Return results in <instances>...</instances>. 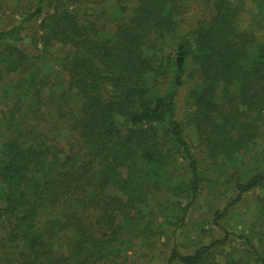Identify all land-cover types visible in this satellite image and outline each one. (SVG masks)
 <instances>
[{"label": "trees", "instance_id": "trees-1", "mask_svg": "<svg viewBox=\"0 0 264 264\" xmlns=\"http://www.w3.org/2000/svg\"><path fill=\"white\" fill-rule=\"evenodd\" d=\"M7 9L0 259L123 264L134 239L175 235L202 186L228 174L234 195L211 215L223 235L172 246L161 264H264V231L225 222L264 192V0H0ZM253 217L263 228L264 203Z\"/></svg>", "mask_w": 264, "mask_h": 264}, {"label": "rangeland", "instance_id": "rangeland-1", "mask_svg": "<svg viewBox=\"0 0 264 264\" xmlns=\"http://www.w3.org/2000/svg\"><path fill=\"white\" fill-rule=\"evenodd\" d=\"M15 13L16 12H13L11 9L0 10V22L6 16H15ZM183 94L184 92L182 91L180 93V98L183 97ZM179 105V110H181V100ZM185 131L189 142L193 147L195 145L194 130L187 127ZM60 139L61 138L58 137V140ZM258 148H262V145L260 144ZM209 176L210 178H215L216 174L215 172H210ZM228 176V174L220 175V179H218L219 183L214 184V187H211L209 182L202 186L196 203H194L193 207L189 210L184 226L176 231V237H174V234L172 235V227L166 238L163 236H161V238H159V236L153 237L149 247H146L143 244L140 245V241L134 239L133 241L136 242V247L133 246L129 249L125 258L126 262L123 264H143L150 259L155 263L161 264L164 263L172 246H176L181 253H190L200 244L210 242L216 237L220 238L223 233L212 224L211 215L213 211L212 209L222 208L234 195L232 192L233 190L230 188L231 184H229V186L226 185L227 181L225 179L228 178ZM262 203H264L263 191L257 190L256 192H251L245 195L239 203L229 209L225 221L226 229L239 234L245 228L248 229L254 227L256 231L263 232L264 226L262 228L258 224L252 223V219L254 218L253 215ZM149 210L151 211L145 213L147 219L154 220L156 217L158 220L161 218L154 211V207L153 210ZM152 224L155 223L153 222ZM4 228L6 227L4 226ZM2 230L4 231V229L1 228L0 233ZM146 241H148V239H146L145 242ZM3 253L5 254V250L1 253L0 264H13V262H11L12 258H7L8 260H6V256Z\"/></svg>", "mask_w": 264, "mask_h": 264}]
</instances>
